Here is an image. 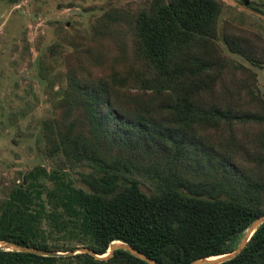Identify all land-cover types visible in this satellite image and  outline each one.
Instances as JSON below:
<instances>
[{"label":"trees","instance_id":"trees-1","mask_svg":"<svg viewBox=\"0 0 264 264\" xmlns=\"http://www.w3.org/2000/svg\"><path fill=\"white\" fill-rule=\"evenodd\" d=\"M223 0H128L61 49L49 112L50 161L0 193V239L43 250L123 241L159 264L231 251L264 213V99L253 66L264 38L222 18ZM54 41L49 48L57 49ZM75 173L76 175H72ZM78 182L79 184H77ZM150 264L123 248L44 255L0 247V264ZM264 264V220L234 256Z\"/></svg>","mask_w":264,"mask_h":264},{"label":"rangeland","instance_id":"rangeland-1","mask_svg":"<svg viewBox=\"0 0 264 264\" xmlns=\"http://www.w3.org/2000/svg\"><path fill=\"white\" fill-rule=\"evenodd\" d=\"M125 1L0 0V193L16 171L38 163L49 166L41 153L38 119L49 112L58 85L55 80L50 88L49 80L57 79L61 69L59 51L70 48L71 41L80 43L92 17L103 8ZM223 2L220 19L233 20L264 38V0ZM54 41L59 47L49 48ZM218 42L232 62L255 72V86L264 99V64L253 66ZM78 259L65 257L55 264H78Z\"/></svg>","mask_w":264,"mask_h":264},{"label":"water","instance_id":"water-1","mask_svg":"<svg viewBox=\"0 0 264 264\" xmlns=\"http://www.w3.org/2000/svg\"><path fill=\"white\" fill-rule=\"evenodd\" d=\"M263 220H264V213L260 214L254 220H252L251 223L248 225V227L243 232V234L241 235L236 246L231 251L220 253L217 255L197 257V258L189 261L187 264H211V263L219 262V261H222L224 259H227V258L234 256L235 254H237L241 250V248L243 247V245L245 244V242L249 238L250 234L254 230V228ZM0 247L5 248V249H16V250L30 251V252L44 254V255H64L67 253L86 251L88 253H91L96 258L109 257L112 254L114 248H123L125 250H128L132 254L148 261L150 264H159L158 262H156L152 258L146 256L145 254H143L139 250L135 249L134 247L130 246L129 244H127L123 241H111L109 243L107 249L105 250V252L102 254L94 253L89 248H87L85 246H79V247H76L75 249L67 250V251H51V250H43V249H39V248H35V247H30V246H26V245L25 246L20 245V244L14 243L12 241L3 240V239H0Z\"/></svg>","mask_w":264,"mask_h":264}]
</instances>
